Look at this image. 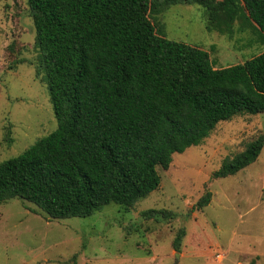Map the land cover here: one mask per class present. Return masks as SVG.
Returning <instances> with one entry per match:
<instances>
[{"label": "trees", "instance_id": "trees-1", "mask_svg": "<svg viewBox=\"0 0 264 264\" xmlns=\"http://www.w3.org/2000/svg\"><path fill=\"white\" fill-rule=\"evenodd\" d=\"M57 128L0 163V205L20 198L50 219L86 218L114 204L129 211L161 184L175 154L222 122L264 113V53L215 68L209 53L166 38L152 18L165 7H204L208 29L257 30L264 0H27ZM264 133L212 175L254 163ZM206 192L198 203L211 202ZM147 219L173 214L147 210ZM185 229L174 242L181 251Z\"/></svg>", "mask_w": 264, "mask_h": 264}, {"label": "rangeland", "instance_id": "rangeland-1", "mask_svg": "<svg viewBox=\"0 0 264 264\" xmlns=\"http://www.w3.org/2000/svg\"><path fill=\"white\" fill-rule=\"evenodd\" d=\"M166 38L209 53L215 68L261 53L257 30L236 22L228 36L208 29L204 7L178 4L152 18ZM27 0H0V163L57 128ZM264 133V113L220 122L198 146L158 167L159 188L129 211L105 206L86 218L50 219L20 198L0 205V264H264V147L225 178L212 175ZM212 193L208 206L197 203ZM171 212L157 221L147 210ZM185 229L181 251L174 239Z\"/></svg>", "mask_w": 264, "mask_h": 264}]
</instances>
